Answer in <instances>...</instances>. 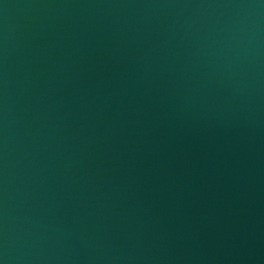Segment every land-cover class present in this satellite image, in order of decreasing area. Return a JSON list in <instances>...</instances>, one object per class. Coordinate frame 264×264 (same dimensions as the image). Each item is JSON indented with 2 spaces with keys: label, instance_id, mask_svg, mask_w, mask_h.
Segmentation results:
<instances>
[{
  "label": "water",
  "instance_id": "obj_1",
  "mask_svg": "<svg viewBox=\"0 0 264 264\" xmlns=\"http://www.w3.org/2000/svg\"><path fill=\"white\" fill-rule=\"evenodd\" d=\"M0 264H264V0H0Z\"/></svg>",
  "mask_w": 264,
  "mask_h": 264
}]
</instances>
